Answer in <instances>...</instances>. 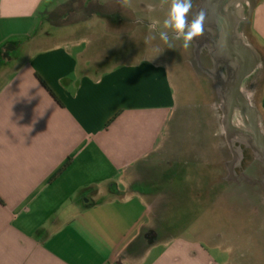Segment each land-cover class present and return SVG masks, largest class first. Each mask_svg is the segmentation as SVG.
<instances>
[{"label": "crops", "instance_id": "obj_1", "mask_svg": "<svg viewBox=\"0 0 264 264\" xmlns=\"http://www.w3.org/2000/svg\"><path fill=\"white\" fill-rule=\"evenodd\" d=\"M144 20L119 0H0V264H234L209 251L231 254L239 245L231 226L232 241L223 240L218 211L264 218V208L235 210L240 199L226 178L222 141L226 135L238 154L231 173L243 159L239 143L244 175L264 182V158L246 136L252 122L264 133V0L238 29L262 62L242 84L249 116L236 110L232 124L220 128L214 89L226 91L228 110L230 78L205 48L200 57L207 51L215 65L196 64L195 89L203 97L187 104L204 118L197 145L185 152L177 143L181 103L169 52L150 45L139 55L125 50L126 59L105 66V47L121 50L113 43L117 31L128 29L130 41L137 24L149 26ZM72 24L78 27L51 31ZM179 180L192 186L178 198L189 202L191 221L162 237L147 217L165 215L168 193L149 185Z\"/></svg>", "mask_w": 264, "mask_h": 264}, {"label": "rangeland", "instance_id": "obj_2", "mask_svg": "<svg viewBox=\"0 0 264 264\" xmlns=\"http://www.w3.org/2000/svg\"><path fill=\"white\" fill-rule=\"evenodd\" d=\"M141 3L150 5L154 10L149 11L148 8L141 7ZM158 5V0H133L130 7L124 6V8L129 12L131 11L136 18L145 19L144 21L149 24V26L140 23L137 24L136 28H134V33H136L134 34L132 32V37L135 36V38H132L130 41L127 37L129 35L128 29H119L115 34V37L119 39L121 38L122 41L115 39L113 43L116 45L115 48H121V50H111L110 47H105V53L108 55V58L105 61V66H110L126 59L127 57L122 56V54L127 51L135 52L139 55L151 46L153 48L164 49L167 53L169 52V63L171 65V70L175 73V88L181 103L179 108V121L177 122V128L180 129L181 136L178 137L180 142L178 141L177 143H180L183 147L182 152H185L184 148L190 149L192 145H197V134L199 130L197 124H199L204 118L202 115L203 113L200 111V107L198 108L196 105L187 104V102L190 103L193 99L200 100L203 97L200 90L195 89L197 86H195L196 84L194 83V76H199V74L196 69V64L193 61L192 46L188 49H184L181 41L174 40V47L168 49L158 39L152 41L150 44H145V38L150 34H156V29L162 25L161 22L165 18L167 9L160 11L158 10ZM119 16L122 18L125 15L121 14ZM76 26L78 27V25L73 24L66 25L63 26V28H51V31L60 34L62 32L74 30L76 29ZM90 26L91 25H87V27ZM62 29L64 31H61ZM107 32L112 34L113 29L107 28ZM113 37L114 35L112 34L110 38L113 39ZM106 39L110 40L109 38H105V43ZM136 44H138V46ZM204 92L205 90L203 93ZM207 95H210V91ZM201 103H203V101ZM184 131H186V134L188 132H193L192 137L189 138L184 136ZM187 160H190V158ZM178 182L179 183L177 184L165 185L163 184V181H157L149 185L153 191H161L162 189H165L168 193V200L163 202L164 205L162 207L165 210V215L162 216V214H156V216H154L155 214L153 212L147 217L149 220L153 221L159 236L162 237L166 235V230L172 232L171 234L177 235V231L188 226L191 221L188 216L189 202L179 201L178 198L187 191L186 188H191L192 186L188 183L186 185L182 180H179ZM234 204L235 210L241 208V202L237 203V201H234ZM249 207L254 209L264 208V196H260V198H251ZM218 212L219 218L217 225L219 230L223 231V240L225 241L227 237L230 242L232 241L230 238L233 234L228 233V229L226 228L231 226L235 228L234 232H237L239 239L236 240L235 234L233 236L235 243L239 245L232 250L231 254L223 252L221 249H209L211 255H213V257H215L220 263L225 260H232L234 264H264V218L255 216L241 217L238 213V215L235 214L233 219H231V217L226 218L220 211ZM254 219L256 221L259 219L258 223H255Z\"/></svg>", "mask_w": 264, "mask_h": 264}, {"label": "water", "instance_id": "obj_3", "mask_svg": "<svg viewBox=\"0 0 264 264\" xmlns=\"http://www.w3.org/2000/svg\"><path fill=\"white\" fill-rule=\"evenodd\" d=\"M199 1L200 6L197 11L203 10L206 13V23L203 35L193 43L194 54L200 63V54L207 48L215 55L219 65L227 69L230 78L228 85L231 102L228 105L226 121L232 124L236 110L240 112L242 118L249 111L247 107L250 106L249 98L242 93V84L262 63L260 55L254 47L245 44L238 34L240 24L252 16L258 0ZM245 10L248 17L245 16ZM247 115L249 116V113ZM246 126L253 133L246 134L250 139L249 142L257 155L259 154L264 158V133L262 129L258 122L256 124L252 122Z\"/></svg>", "mask_w": 264, "mask_h": 264}, {"label": "clouds", "instance_id": "obj_4", "mask_svg": "<svg viewBox=\"0 0 264 264\" xmlns=\"http://www.w3.org/2000/svg\"><path fill=\"white\" fill-rule=\"evenodd\" d=\"M122 6L130 7L133 0H119ZM161 8L167 6L162 25L156 34L145 38V44L159 40L168 49L174 47L173 41H181L184 49L190 48L205 31L206 13L199 10L193 14L194 0H158ZM191 16V18H190Z\"/></svg>", "mask_w": 264, "mask_h": 264}, {"label": "flooded vegetation", "instance_id": "obj_5", "mask_svg": "<svg viewBox=\"0 0 264 264\" xmlns=\"http://www.w3.org/2000/svg\"><path fill=\"white\" fill-rule=\"evenodd\" d=\"M200 5L199 0H194V7L193 11H195ZM194 14V12H193ZM191 18V16H190ZM193 60L195 64H197L199 67L201 66L204 69H211L213 68L214 60L212 57L209 55L207 51H205L201 57H200V64L198 63L196 57L193 55ZM211 79V78H210ZM214 80V78L212 77ZM211 81L213 82V80ZM214 93L216 95V104H217V109L219 113L221 114V124L220 128L223 130V124L224 122L227 123L225 120L226 114H227V106L225 105V93L226 91L223 88H215ZM220 129V130H221ZM227 131H224L223 136L226 134ZM222 141L225 144L226 149L228 150L229 153V159L225 161V165L227 168V180L229 181L228 183L233 186V192L237 196L238 199H240L242 207L248 208L249 203L251 198H260V196H264V182L261 178H254V179H249L247 178L244 173H245V168L244 164L246 163V150L242 145L237 143L236 147L239 148L240 150H243V159L240 164L239 168L235 169L236 174L231 173V165L232 161H234L237 157L238 154L236 151H232L231 148L227 145V139L226 135L222 137ZM245 150V151H244ZM230 162V163H229ZM248 162V161H247ZM256 162H249V164H255ZM236 164V162H235ZM263 208V207H262Z\"/></svg>", "mask_w": 264, "mask_h": 264}, {"label": "trees", "instance_id": "obj_6", "mask_svg": "<svg viewBox=\"0 0 264 264\" xmlns=\"http://www.w3.org/2000/svg\"><path fill=\"white\" fill-rule=\"evenodd\" d=\"M67 165H68V164H67ZM67 165H66V166H67ZM66 166H65V167H66Z\"/></svg>", "mask_w": 264, "mask_h": 264}]
</instances>
